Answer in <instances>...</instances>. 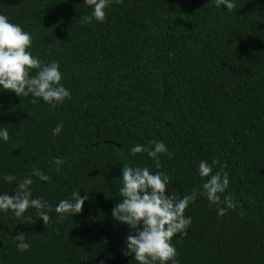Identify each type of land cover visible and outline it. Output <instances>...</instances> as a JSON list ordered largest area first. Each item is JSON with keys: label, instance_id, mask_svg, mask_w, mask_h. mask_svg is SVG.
Returning <instances> with one entry per match:
<instances>
[{"label": "trees", "instance_id": "1", "mask_svg": "<svg viewBox=\"0 0 264 264\" xmlns=\"http://www.w3.org/2000/svg\"><path fill=\"white\" fill-rule=\"evenodd\" d=\"M90 11L83 0H0V14L31 33L32 55L58 63L71 93L52 105L0 90L9 133L0 174L16 177L0 179V192L38 167L50 179L33 177L32 196L51 206L46 224L34 209L24 214L31 222L0 211V264H137L121 252L130 230L111 215L119 168L166 172L180 197L202 182L198 161L213 159L229 177L221 201L235 207L217 216L197 195L184 210L187 234L171 241L177 259L264 264V0H234L231 11L213 0H120L103 22L80 23ZM157 140L170 153L159 169L146 152L128 151ZM73 191L88 199L61 218L54 206ZM20 232L26 251L16 249Z\"/></svg>", "mask_w": 264, "mask_h": 264}, {"label": "clouds", "instance_id": "2", "mask_svg": "<svg viewBox=\"0 0 264 264\" xmlns=\"http://www.w3.org/2000/svg\"><path fill=\"white\" fill-rule=\"evenodd\" d=\"M89 5V14L81 15L79 22L89 24L93 20L103 22L105 9L120 0H83ZM217 7L223 6L226 11L234 8V0H213ZM32 35L21 28L19 24L0 14V90H8L17 96L40 98L43 102L56 105L70 98L71 93L62 80V72L55 60L42 62L28 50L31 48ZM35 69L34 74L30 71ZM61 124L51 131L52 135L60 133ZM9 138L6 126L0 125V142ZM151 147L139 143L129 148L130 154L146 152L154 161L155 168H160V154L170 155L165 143L161 140L148 142ZM57 165L62 161L57 160ZM216 160L211 162L200 160L197 163V175L202 182L189 193L176 197L168 191L169 176L163 171H150L148 167L130 166L125 163L119 168L122 187L119 188L120 199L111 209L115 221L123 223L130 230L125 238L123 255L131 256L137 264H180L177 259L172 238L183 237L191 224V217L184 215V210L197 197H205L210 205H215L217 216H223L229 209L235 207V202L221 193L229 185L228 173L222 169L213 171ZM56 171L60 168L57 166ZM33 177L39 181L48 182L50 177L38 167H33L30 173L18 180L15 188L9 194L0 192V211H8L13 216L32 221L33 216H25L27 209H34L36 217L46 224L49 220L48 211L51 206L42 197L32 196ZM0 179L10 182L16 179L12 173L0 174ZM87 194L81 196L73 191L71 199H60L54 206V211L61 218L64 215L80 213ZM221 203L223 206H221ZM16 249L26 251L29 244L23 232L14 236ZM103 264V261H101Z\"/></svg>", "mask_w": 264, "mask_h": 264}]
</instances>
